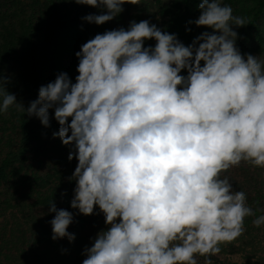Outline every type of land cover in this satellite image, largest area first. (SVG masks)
<instances>
[{
    "label": "clouds",
    "instance_id": "obj_1",
    "mask_svg": "<svg viewBox=\"0 0 264 264\" xmlns=\"http://www.w3.org/2000/svg\"><path fill=\"white\" fill-rule=\"evenodd\" d=\"M74 2L100 10L82 17L97 26L124 4L140 5ZM197 10L186 33L193 24L211 31L188 45L150 20L96 34L75 53V82L57 73L27 108L0 76V114L15 106L48 128L52 110V137L77 160L68 178L77 211L49 202L52 240L74 242L75 216L103 214L106 227L84 246L82 264H198L197 255L213 264L220 245L244 233L246 217L264 225V208L249 206L222 175L241 162L264 168V60L237 46L234 29L247 17L222 0H200Z\"/></svg>",
    "mask_w": 264,
    "mask_h": 264
},
{
    "label": "trees",
    "instance_id": "obj_2",
    "mask_svg": "<svg viewBox=\"0 0 264 264\" xmlns=\"http://www.w3.org/2000/svg\"><path fill=\"white\" fill-rule=\"evenodd\" d=\"M199 2L140 0V5L124 4L118 18L97 26L82 17L100 10L74 0H0V76L10 80L7 90L27 108L38 98L40 86L54 81L57 73L67 72L75 82V53L105 30L127 29L131 20H150L190 44L201 32L211 31L194 24L188 25L191 32L185 31L187 21L199 16ZM222 3L232 7L233 15L250 21L234 29L241 52L264 60V0ZM155 43L147 40L145 46ZM53 117L50 110V127L45 128L38 118L27 117L15 106L0 114V264H82L84 246H90V238L106 227L102 213L77 215L78 223L68 228L76 236L74 242L51 238L49 221L54 213L48 212L49 202L53 200L58 209L77 211L70 207L75 182L68 179L77 160L69 161V147L52 137L59 129ZM222 175L229 177L234 191L247 193L249 206L264 208V168L241 162ZM95 211L99 212L98 207ZM254 218H245V231L235 241L220 245V253L210 257L213 264H236L228 259L232 254L243 258L244 264H264V225L254 227ZM196 259L204 264L205 257L197 255Z\"/></svg>",
    "mask_w": 264,
    "mask_h": 264
},
{
    "label": "rangeland",
    "instance_id": "obj_3",
    "mask_svg": "<svg viewBox=\"0 0 264 264\" xmlns=\"http://www.w3.org/2000/svg\"><path fill=\"white\" fill-rule=\"evenodd\" d=\"M228 259L231 261V262H235L236 264H244V259L243 258H240L238 255H229L228 256ZM246 264H251V263H246Z\"/></svg>",
    "mask_w": 264,
    "mask_h": 264
}]
</instances>
